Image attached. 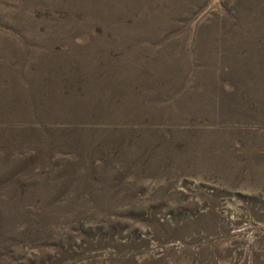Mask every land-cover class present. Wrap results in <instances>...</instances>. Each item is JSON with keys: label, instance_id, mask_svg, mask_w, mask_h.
Listing matches in <instances>:
<instances>
[{"label": "rangeland", "instance_id": "obj_1", "mask_svg": "<svg viewBox=\"0 0 264 264\" xmlns=\"http://www.w3.org/2000/svg\"><path fill=\"white\" fill-rule=\"evenodd\" d=\"M0 264H264V0H0Z\"/></svg>", "mask_w": 264, "mask_h": 264}]
</instances>
